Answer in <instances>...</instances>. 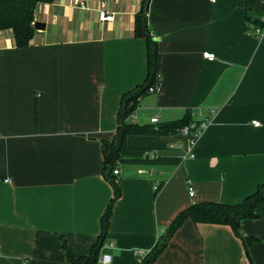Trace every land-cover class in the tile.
I'll return each mask as SVG.
<instances>
[{"label":"crops","instance_id":"1","mask_svg":"<svg viewBox=\"0 0 264 264\" xmlns=\"http://www.w3.org/2000/svg\"><path fill=\"white\" fill-rule=\"evenodd\" d=\"M142 1L39 4L35 21L46 28L27 48L12 30L0 31V264H71L64 243L81 257L99 237L114 197L103 142L115 137L122 96L147 78V40L135 36ZM102 6L112 22L99 19ZM245 10L246 0H150L161 83L131 122L191 112L211 123L178 166L118 162L121 197L102 250L110 264L149 253L183 210L238 204L264 183V32L246 31ZM127 145L153 149L146 156L190 149L182 134L129 136ZM256 213L242 238L230 226L189 219L153 264H264V203ZM243 238L255 241L247 247Z\"/></svg>","mask_w":264,"mask_h":264},{"label":"trees","instance_id":"2","mask_svg":"<svg viewBox=\"0 0 264 264\" xmlns=\"http://www.w3.org/2000/svg\"><path fill=\"white\" fill-rule=\"evenodd\" d=\"M53 1L55 0H0V31L12 30L16 46L27 48L36 34L34 27L36 8L39 4ZM149 3L150 0H143L141 10L135 17V36L147 40V78L143 84L122 96L115 137L111 142H103L104 174L113 186L114 197L101 218V233L88 255L75 257L64 243L67 258L71 264H99L109 232L114 205L121 197V189L115 180L116 175L114 174L119 161L158 166H178L183 161L182 156L156 155V158H150L146 155L153 149L130 147L127 145V138L129 136H173L179 134L180 129L195 121L192 113L188 112L184 118L166 123L140 125L131 122V117L139 101L149 94L150 87L161 83L157 68L158 45L151 35L148 12L146 11ZM245 24L246 31L249 34L260 38L255 34V31L256 29L264 30V0H246ZM162 186L163 184H161L158 191ZM263 203L264 183L260 184L252 195L238 204L230 205L218 202L195 204L176 216L170 226L162 233L155 247L140 264L155 263L167 248L173 235L189 219L195 223L230 226L235 234L242 238L241 226L243 222L258 218L256 210ZM242 240L247 247L255 241L252 238H243ZM133 264L139 263L135 261Z\"/></svg>","mask_w":264,"mask_h":264},{"label":"built area","instance_id":"3","mask_svg":"<svg viewBox=\"0 0 264 264\" xmlns=\"http://www.w3.org/2000/svg\"><path fill=\"white\" fill-rule=\"evenodd\" d=\"M210 1L215 2V0H210ZM99 19L103 22H112L114 20V15L107 12V10H105V6H102L101 9L99 10ZM263 32L264 30L262 29H256L255 34L261 37ZM203 56L205 59L209 61H214L216 59V55L211 52H205ZM159 86H160L159 84H156L155 86L150 87L148 93L150 94L157 93ZM151 123L153 124L158 123V119L157 118L152 119ZM210 123H211L210 119H205L203 121H194L179 130V134L187 136L189 138V143H190V149L187 152V155L183 156L184 159H186L187 157H193L192 149L195 146L197 140L203 134V132L209 127ZM253 124L257 127L260 126V123L256 121L253 122ZM149 156L150 158H156V155L154 153L150 154ZM119 172H120L119 169L114 170L115 175H119ZM159 187H160L159 185H156L155 190H158ZM190 195L193 196V192H190ZM135 254H136V261L139 264L142 263V260L148 255V253L142 250L137 251ZM110 263H111V256L108 254H102L99 260V264H110Z\"/></svg>","mask_w":264,"mask_h":264},{"label":"water","instance_id":"4","mask_svg":"<svg viewBox=\"0 0 264 264\" xmlns=\"http://www.w3.org/2000/svg\"><path fill=\"white\" fill-rule=\"evenodd\" d=\"M149 5H150V3L148 4V6L146 8L147 12H149ZM34 27H35L36 30H45L46 24L42 23V22L35 21Z\"/></svg>","mask_w":264,"mask_h":264}]
</instances>
